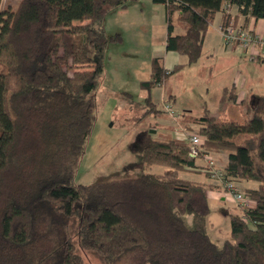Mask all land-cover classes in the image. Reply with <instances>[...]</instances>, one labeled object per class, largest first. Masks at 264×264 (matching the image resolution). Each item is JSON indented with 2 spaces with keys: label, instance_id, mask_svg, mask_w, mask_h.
<instances>
[{
  "label": "trees",
  "instance_id": "obj_1",
  "mask_svg": "<svg viewBox=\"0 0 264 264\" xmlns=\"http://www.w3.org/2000/svg\"><path fill=\"white\" fill-rule=\"evenodd\" d=\"M16 1L0 11V264H84L88 255L103 264H264V117L227 121L205 111L189 119L205 138L201 153L227 154L226 178L257 183L241 190L252 204L230 217L231 239L221 248L182 220L187 208L208 215V187L178 177L198 167L189 145L169 134L147 135L141 156L146 168L167 167L163 173L75 184L108 44L119 38L105 33L103 19L138 0ZM151 2L164 7L166 51L185 56L186 66L200 58L205 27L217 13L222 26L235 23L227 6L264 20V0ZM183 66L167 71L153 58L140 87H159ZM118 98L142 107L129 93ZM150 114L160 111L147 97L135 123ZM54 215L74 220L73 237L67 225L60 233Z\"/></svg>",
  "mask_w": 264,
  "mask_h": 264
},
{
  "label": "rangeland",
  "instance_id": "obj_2",
  "mask_svg": "<svg viewBox=\"0 0 264 264\" xmlns=\"http://www.w3.org/2000/svg\"><path fill=\"white\" fill-rule=\"evenodd\" d=\"M16 5V0H1L0 11L7 7L14 9ZM166 27L163 6L153 4L150 0L130 2L125 9L112 10L104 17L105 33L111 37L118 35L119 38L108 44L109 58L104 61V73L95 92L96 118L76 170L75 184L92 185L136 178L146 173H163L167 167L152 165L146 168L142 165L145 138L147 135L156 139L164 138L162 134L166 131L171 135L169 131L173 127L184 130L185 125L192 126L186 123V119L182 121L181 115L185 112H189L191 118H198L207 110L209 114L216 115L218 120L227 121H242L251 118L253 114L264 117V98L257 99L258 88L262 86L264 90V65L251 61L249 56L241 58L239 54L231 55L223 51L212 55L204 54L195 64L183 66L166 77L161 86L150 91L142 89L140 82L150 78L152 59L163 56L159 47L165 40ZM174 27L180 26L174 22ZM209 27L210 24L206 29ZM186 59L184 56L181 61ZM249 75L254 81L251 88L255 90L251 92L246 87L245 92H248L249 96L247 102L234 107L230 101L234 77L239 79ZM224 87L227 88L226 94ZM124 90L129 91L133 101L142 107H132L127 101L119 100L118 95ZM262 95L264 97V91ZM147 97L157 105L160 115L150 114L135 123L136 118L144 112ZM161 101L172 107L176 121L162 110ZM193 132L198 133V130ZM196 164L204 166L201 159H196ZM216 166L221 168L222 165L219 166L216 162ZM177 175L181 179L199 184L213 181L209 180L203 170H180ZM237 186L243 190L255 188L257 183L241 181ZM218 193L216 197L207 191L208 215L200 216L187 208L182 220L189 229L199 230L207 235L216 247L221 248L225 240L231 239L230 217L242 216L243 205L223 188ZM244 203L252 204L247 199ZM53 217L55 220L52 218V222L58 225L60 233H65L63 230L67 225L69 236H74L71 227L75 224L74 220L57 215ZM84 264L103 263L99 258L88 255L84 258Z\"/></svg>",
  "mask_w": 264,
  "mask_h": 264
},
{
  "label": "crops",
  "instance_id": "obj_3",
  "mask_svg": "<svg viewBox=\"0 0 264 264\" xmlns=\"http://www.w3.org/2000/svg\"><path fill=\"white\" fill-rule=\"evenodd\" d=\"M228 13L231 15L232 20L235 21L234 24L236 27L264 36V20L255 21V20L250 19V18H244L242 16H239V15H237V9L235 7H231L228 10ZM221 19H222V13H217L214 17V20L210 24V27H209L210 30L206 29L207 26L205 27L204 38H203L202 45L200 47L201 56L204 54L205 55H212L217 51H223L224 53H228L231 55L239 54V57L249 56V59L251 61L257 62V59H260V58L264 60V51H262V49L259 47H250L248 49H245V48H242L241 46H239L237 44L225 45L223 43V40H222V37L220 34ZM178 28H180V29H178ZM178 28L174 27V34L179 35L182 33L181 27H178ZM165 39H166V37H165ZM160 50H161V52H163V56L162 57H154V58H158L160 60V64L163 67V69H165L167 71H172L178 65L186 66L185 64L187 62V59L185 61L184 60L181 61V59H183L184 56L178 55L176 52L166 51L165 40L161 44V46L159 47V51ZM106 58H109V55L107 53H106ZM253 84H254V81L250 75L247 77H240L239 79L237 78V76L234 77V81H233V84L231 87V88H234L233 93L236 96L235 102L233 104L234 107L244 105V103L247 102L249 96H248V92H245L246 87L251 92H253L254 88H251V86ZM223 89L225 90L224 93L226 94L227 88L224 87ZM105 90L107 91V89H105ZM263 91L264 90L262 89V86L258 88L257 92L259 93V95L257 96V99L263 100V98H264L262 95ZM123 92L129 93L131 95V93L129 91L124 90ZM169 96L171 97V95H169ZM168 99H169V97H168ZM205 111H207V110H205ZM189 114H190L189 112H185L183 115H181V118L186 119L188 121L189 119H191ZM210 115L212 117L218 119V117L216 115H214V114H210ZM187 123H189V121ZM186 126H188L190 128V130H186L184 128V130H186L188 132H193L194 130L197 129V127L194 125L191 126V125L187 124ZM159 127L161 128V126H159ZM175 130H176L175 127H173L170 129L171 132L169 131V133H171L172 137H173L172 133H174ZM166 135H168V132L165 131L164 134H162V136H166ZM212 156L214 157V159L216 160V162L219 166L222 165V166H220L221 168L225 167L226 162H227V154L226 153L212 154ZM196 166L198 168L193 170V171L200 172L202 170V164L201 165L196 164ZM209 180H210V178H209ZM202 185L207 186L208 187L207 191H209L212 194H215L216 197H218V194H219L218 192L220 190H222V188L220 186H218L215 181H211L208 184H202ZM251 188H254V187H251Z\"/></svg>",
  "mask_w": 264,
  "mask_h": 264
},
{
  "label": "built area",
  "instance_id": "obj_4",
  "mask_svg": "<svg viewBox=\"0 0 264 264\" xmlns=\"http://www.w3.org/2000/svg\"><path fill=\"white\" fill-rule=\"evenodd\" d=\"M230 9L229 6L225 9L226 12ZM220 34L225 45L237 44L242 48L248 49L250 47H259L264 51V36L243 30L236 27L233 23L225 26H220ZM162 110L169 115L174 121L177 117L173 116L172 107L161 101ZM173 138L178 141L186 142L189 145V154L195 159H201L204 162L202 170L210 176V178L220 187L230 193V195L240 204L244 205L246 200L244 194L237 186V183L225 177L222 168L216 166V162L212 154L201 153L205 138L195 132H188L182 129H176L173 133Z\"/></svg>",
  "mask_w": 264,
  "mask_h": 264
}]
</instances>
